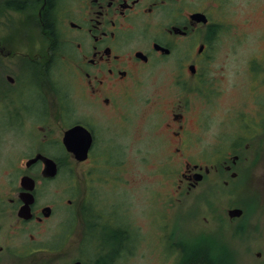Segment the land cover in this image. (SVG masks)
Instances as JSON below:
<instances>
[{"label":"rangeland","instance_id":"rangeland-1","mask_svg":"<svg viewBox=\"0 0 264 264\" xmlns=\"http://www.w3.org/2000/svg\"><path fill=\"white\" fill-rule=\"evenodd\" d=\"M6 1L0 0V43L4 44V40L7 45L13 44L8 46L13 50L14 59L25 58L23 54L31 57L37 52L44 54L46 42L39 35L38 3L36 5L34 0L25 11L17 13L3 7ZM214 13L226 25L215 39V60L201 81H189L184 87L177 85L176 72L169 66V60L158 67L130 99L123 101L117 112L107 114L98 111V119L86 116L90 118L91 125L94 122L95 142L89 159L76 169L91 173L88 179L95 188L97 207L98 203L109 207L113 201L118 226L130 224L136 233L132 254L120 255L114 264H170L173 261L164 258L161 253V250L169 255L173 253L169 249L170 244H166L165 240L161 242L155 236V233L161 232L152 227L153 223L161 222L162 214L168 228L175 230V238L169 241L171 244L184 242L190 248L198 246L201 239L189 234L195 232L190 228L195 220L190 215L196 217L197 221L193 223L199 226L197 232L205 228L203 218L209 217L202 203L192 208L193 194L172 200L175 180L184 168L185 159L189 158L191 164L208 167L215 163L212 162L214 155L225 156L240 142L243 146L247 144L246 153L256 148L261 154L258 161H247L245 168L250 171L251 180L244 203L258 207L257 215H254L258 230L249 232V238L229 235L224 241H215L214 244L216 249L231 252L227 259L229 261L230 257L232 264H264V130L257 134L256 126L240 128L235 120L241 112L246 118L264 114V0H219ZM55 58L52 57L55 63L53 74L43 78L35 72L29 75H32L30 79L36 80L40 94L47 92L50 95L53 90L58 102L54 105L55 117L59 122L51 127L49 125V130H42L40 128H46L49 119L47 122L39 120L40 124L35 125L30 115L29 119L24 117L26 123L21 129H0V264H17L15 245L22 240L25 243L30 234L34 235L37 243L44 238V234L56 235V239L67 235L65 245L59 250L60 253H68L73 249L68 240L82 233V225L78 224L67 205V200L74 197L68 188L70 163L68 165L66 159L61 161L59 173L52 181L42 182L38 173L34 174L37 206L53 209L46 223L40 227L17 226V208L9 203L16 197L14 193L19 186L20 168L24 161L42 148L44 134L48 135L47 141L51 140L49 145L56 144L70 119L67 106L72 77L65 63L59 62V59L55 62ZM254 58L261 64L258 67L260 70L249 73L247 65ZM253 81H256V87L251 86ZM33 84L29 81L20 92L32 111L39 106ZM180 103L184 105L185 115V154L175 151L178 143L163 127L170 112H180ZM76 107L79 108L78 105ZM52 108L50 103L47 113ZM25 110L23 116L30 113ZM54 147V151L60 152L59 147ZM165 202L174 204L164 206ZM237 202L242 201L238 199ZM87 231L84 228V232ZM90 238L88 242L91 245L86 249L94 255L98 251V233ZM104 245L109 250L107 243ZM257 252L260 253L259 258L255 256ZM218 255L219 252L215 254ZM80 257L81 254H71L61 264Z\"/></svg>","mask_w":264,"mask_h":264},{"label":"flooded vegetation","instance_id":"flooded-vegetation-1","mask_svg":"<svg viewBox=\"0 0 264 264\" xmlns=\"http://www.w3.org/2000/svg\"><path fill=\"white\" fill-rule=\"evenodd\" d=\"M21 1H24L21 9L8 7L5 3L3 7L11 12L20 13L27 8L26 0ZM218 2L219 0H36L35 4L39 5L37 9L39 35L46 42L45 53L37 52L33 57L23 54L25 58L14 59L13 50L8 46L13 44L7 45L4 40V44L0 43V55L4 58H0V129H21L26 123L24 117L29 119L30 115L31 122L36 123L35 125L40 124L39 120L47 122L49 119L46 128H40L42 130H49L53 124L59 122L55 117L54 105H58V102L53 90L51 89L50 95L47 92L40 94L36 80L30 79L32 75H29L35 72L43 78L49 73L53 74L55 63L52 57H56L55 62L59 59V62L65 63L72 77L68 95L70 102L67 106L70 119L65 124L62 135L64 130L79 125L91 133L93 142L94 122L91 125L90 118L86 116L98 119V111L107 114L117 112L121 108V103L130 99L164 62L171 60L169 66L176 72L174 76L177 85L184 87L189 81H201L215 60V39L226 25L225 21L215 16ZM259 66L261 64L254 58L250 59L247 69L250 73L260 70ZM29 81L34 82L35 97L39 103L34 111L27 103L25 104L24 94L20 93ZM179 81L183 82H180L182 85ZM252 83L251 86H257L256 81ZM50 103L54 109L47 113ZM179 107L180 112H170L163 127L169 130L172 138L177 141L178 147L175 151L178 153L182 151L185 154L187 140L183 125L185 123L183 103H180ZM25 109L30 113L23 116ZM235 120L240 128L256 126L257 134L263 133L264 114L246 118L241 112ZM62 135L56 144L49 145L48 142L51 140L47 141L48 135L44 134L41 139L42 148L24 161L19 176L27 175L35 180L34 174L38 173L40 181H52L59 173L60 161L68 160V165L70 163L68 188L74 198L68 199L67 205L78 224L82 225V233L74 235L75 239L68 240L70 248L73 247L68 253H60L59 250L65 245L67 235L56 239V235L44 234V238L37 243L34 235L30 234L25 243H22V240L15 245L17 264H61L71 254L76 253L81 254V257L73 258L67 264H114L120 255L132 254L136 242L135 229L130 224L118 226L116 204L113 201L109 205L110 208L105 203H98L97 207V201H94L95 188L88 179L91 173L76 169L88 160L89 154L83 162L74 161L61 143ZM54 146L59 147L60 152L54 151ZM237 147L232 148L225 156L214 155L212 162L215 163L208 167L191 164L189 158L185 159L184 168L173 186L176 196L171 195V198L174 201L193 194L192 208L202 203L209 219L203 218L205 228L197 232L199 226L193 223L197 221L196 217L190 215L195 219L193 221L190 219L192 221L190 228L195 232L189 234L193 238L201 239L200 244L194 248L182 242L183 237L179 240L182 243L173 245L169 242L176 234L173 228H168L164 214L160 223L152 224V227L161 232L155 233V236L161 242L165 240L166 244H170L169 249L173 253L169 255L161 250L164 258L173 259L170 264H229V261L232 264L230 257L229 261L227 259L231 252L216 249L214 242L224 241L229 235L249 238V232L258 230L255 223L257 219L254 218L258 207L244 203L251 180L248 174L250 171L245 168L247 161H258L261 154L256 148L246 153L248 146L247 144L243 146L242 142ZM38 153L56 162L58 172L54 178L41 176L43 168L41 161L25 167V162ZM36 182L37 180L33 190L31 218L24 220L17 217V211L22 205L19 199V193L22 192L20 186L14 193L15 199L9 200L10 205L17 208L15 220L17 226L40 227L53 214L52 207L37 206ZM200 185L202 187L196 191ZM238 199L242 202H237ZM173 204L174 202H165L163 205ZM44 207L50 209L47 217L42 215ZM232 210H238L239 214H231ZM84 228L88 230L86 233ZM96 233L99 241L98 251L91 255L86 247L91 245L88 241ZM48 236L51 237L47 238ZM56 240L57 243H54ZM104 243H107L109 250ZM218 252L217 257L215 254ZM100 254L105 256L99 257ZM255 256L259 258L260 253L257 252Z\"/></svg>","mask_w":264,"mask_h":264},{"label":"water","instance_id":"water-1","mask_svg":"<svg viewBox=\"0 0 264 264\" xmlns=\"http://www.w3.org/2000/svg\"><path fill=\"white\" fill-rule=\"evenodd\" d=\"M92 142L93 139L91 133L79 125L64 130L61 138V143L65 151L70 154L76 162H82L87 159ZM37 161L43 163L41 172L43 178L51 179L56 176L58 169L56 162L40 153L28 159L25 162V166L28 167ZM19 186L22 189V192L19 193V199L22 205L17 211V217L27 220L32 216L31 205L34 201L33 190L35 187V180L30 176L24 175L19 180ZM49 214L50 209L44 207L42 209V215L47 217ZM231 214L238 215L239 211L232 210Z\"/></svg>","mask_w":264,"mask_h":264},{"label":"trees","instance_id":"trees-1","mask_svg":"<svg viewBox=\"0 0 264 264\" xmlns=\"http://www.w3.org/2000/svg\"><path fill=\"white\" fill-rule=\"evenodd\" d=\"M34 0H27L26 7H30ZM36 1V0H35ZM6 6L21 9L24 5V1L21 0H8L5 2ZM30 5V6H29ZM61 163V161H60Z\"/></svg>","mask_w":264,"mask_h":264}]
</instances>
